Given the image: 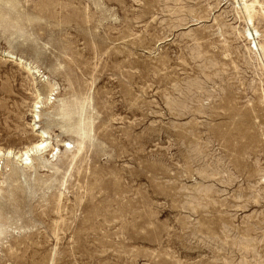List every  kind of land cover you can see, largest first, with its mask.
Listing matches in <instances>:
<instances>
[{
	"label": "rangeland",
	"instance_id": "rangeland-1",
	"mask_svg": "<svg viewBox=\"0 0 264 264\" xmlns=\"http://www.w3.org/2000/svg\"><path fill=\"white\" fill-rule=\"evenodd\" d=\"M0 264H264V0H0Z\"/></svg>",
	"mask_w": 264,
	"mask_h": 264
},
{
	"label": "bare ground",
	"instance_id": "bare-ground-1",
	"mask_svg": "<svg viewBox=\"0 0 264 264\" xmlns=\"http://www.w3.org/2000/svg\"><path fill=\"white\" fill-rule=\"evenodd\" d=\"M253 3V2H252ZM243 4V3H242ZM248 4V3H247ZM248 6H249V4H248ZM255 6V5H254ZM254 6H252V7H254ZM245 7V6H244ZM246 8V7H245ZM244 9V8H243ZM247 9H249V7L247 8ZM252 12V11H251ZM250 14V13H249ZM252 14V13H251ZM248 17H249V15H248ZM250 34V33H249ZM254 35V34H253ZM30 69V68H29ZM37 131V130H36ZM45 134H46V132H41L39 135H41L42 137H45ZM50 144V143H49ZM48 146V143H46V142H39V143H36V144H34L33 146L31 145V148H27V149H25V150H22V151H18L17 153H14L13 151H11V150H8L7 151V154L8 155H15V157H18V158H21L22 159V161L25 163V164H29V163H31V159H32V157H31V155H32V153H35V152H39V151H41V150H45V148ZM48 149V148H47ZM1 155H3V153H1ZM34 155V154H33Z\"/></svg>",
	"mask_w": 264,
	"mask_h": 264
}]
</instances>
